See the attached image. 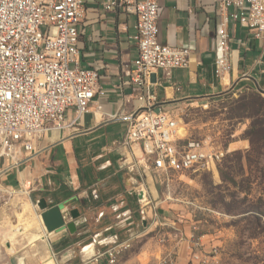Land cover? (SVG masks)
Segmentation results:
<instances>
[{"label": "crops", "instance_id": "obj_1", "mask_svg": "<svg viewBox=\"0 0 264 264\" xmlns=\"http://www.w3.org/2000/svg\"><path fill=\"white\" fill-rule=\"evenodd\" d=\"M108 1L85 0L77 26L78 66L98 73L102 94L95 95L86 113L68 109L64 127L49 130L33 152H22L18 165L0 157V187L23 192L37 207L39 203L46 209L59 207L62 224L52 231L39 224L43 227L39 243L51 250L55 264H90L113 242L129 239L133 247L153 229L151 224L172 222V205L164 204V174L154 171L147 144H124L127 117L142 105L129 77L137 57L136 19L119 8L106 11ZM156 1L158 41L190 53L187 67L172 69L169 75L156 69L150 75L147 89L156 98L153 111L176 117L184 108L229 92L264 94V39L229 23L231 67L218 77L214 0ZM164 255L171 257V264H190L189 241L169 244ZM53 257L39 254L10 263L43 264Z\"/></svg>", "mask_w": 264, "mask_h": 264}, {"label": "built area", "instance_id": "obj_2", "mask_svg": "<svg viewBox=\"0 0 264 264\" xmlns=\"http://www.w3.org/2000/svg\"><path fill=\"white\" fill-rule=\"evenodd\" d=\"M85 0H0V157L18 165L22 152L31 153L51 129L64 127V114L73 108L86 113L96 94H102L98 73L78 66V29ZM218 16L215 75L228 72L229 23L240 24L259 40L264 39V0H214ZM115 8L136 19L133 39L137 57L129 71L140 109L127 117L124 144L144 142L153 156L156 173L208 172L216 174L226 154L200 140L185 139L176 117L153 111L156 98L148 92L150 75L185 68L189 50L160 43L156 0H111ZM143 90V91H142ZM145 90V91H144ZM264 95V94H263ZM131 247L130 240L115 241L94 256L90 264H116ZM193 259L207 264L203 255ZM157 264H171L160 259Z\"/></svg>", "mask_w": 264, "mask_h": 264}, {"label": "rangeland", "instance_id": "obj_3", "mask_svg": "<svg viewBox=\"0 0 264 264\" xmlns=\"http://www.w3.org/2000/svg\"><path fill=\"white\" fill-rule=\"evenodd\" d=\"M176 120L185 139L222 147L226 154L215 175L164 174V204L172 205V222L151 224L153 229L116 264L171 260L164 249L179 240L189 241L190 264H200L194 254L203 255L207 264H264V95L229 92L182 109ZM25 206L32 211L24 212ZM22 221L32 227L24 230ZM40 223L39 208L28 195L0 187V262L53 257L49 248H41L42 236L29 243L41 234Z\"/></svg>", "mask_w": 264, "mask_h": 264}, {"label": "water", "instance_id": "obj_4", "mask_svg": "<svg viewBox=\"0 0 264 264\" xmlns=\"http://www.w3.org/2000/svg\"><path fill=\"white\" fill-rule=\"evenodd\" d=\"M38 207L41 210V213L39 214V216H40L41 221L44 224L45 228L48 231L54 230V228L59 223H61V221L59 222V220H58L59 218H57L58 214H59V207H55L52 209H46V205L41 204V203L38 204ZM72 215H73V217H75L73 213H72ZM72 225H73L72 223L68 224L67 228L71 229Z\"/></svg>", "mask_w": 264, "mask_h": 264}, {"label": "bare ground", "instance_id": "obj_5", "mask_svg": "<svg viewBox=\"0 0 264 264\" xmlns=\"http://www.w3.org/2000/svg\"><path fill=\"white\" fill-rule=\"evenodd\" d=\"M179 133H181V134H183L182 133V131H181V129H179ZM31 206H25L24 207V212L26 211V212H28V211H30V208ZM31 211H32V209H31ZM40 217V216H39ZM41 219V218H40ZM23 222V221H22ZM21 222V223H22ZM22 224H24L25 226H24V228L25 229H28V228H30V227H32V225L31 224H29L28 222H23ZM40 224H42V221H41V223ZM32 236V235H31ZM40 237V234L38 233V234H36V235H33L32 237H31V240L33 241V240H35V239H38ZM43 264H55V262L53 261V259H48V260H46Z\"/></svg>", "mask_w": 264, "mask_h": 264}, {"label": "flooded vegetation", "instance_id": "obj_6", "mask_svg": "<svg viewBox=\"0 0 264 264\" xmlns=\"http://www.w3.org/2000/svg\"><path fill=\"white\" fill-rule=\"evenodd\" d=\"M10 249H11V247H10ZM10 249H9V250H10Z\"/></svg>", "mask_w": 264, "mask_h": 264}]
</instances>
